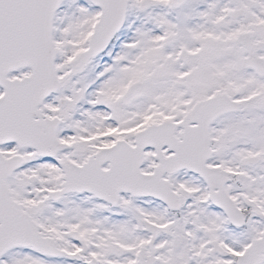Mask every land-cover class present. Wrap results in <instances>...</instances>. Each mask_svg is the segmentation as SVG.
Masks as SVG:
<instances>
[{"label":"snow or ice","instance_id":"1","mask_svg":"<svg viewBox=\"0 0 264 264\" xmlns=\"http://www.w3.org/2000/svg\"><path fill=\"white\" fill-rule=\"evenodd\" d=\"M0 264H264V0H0Z\"/></svg>","mask_w":264,"mask_h":264}]
</instances>
